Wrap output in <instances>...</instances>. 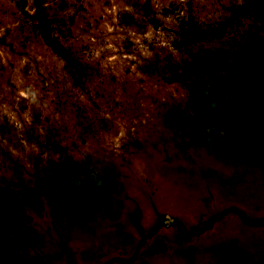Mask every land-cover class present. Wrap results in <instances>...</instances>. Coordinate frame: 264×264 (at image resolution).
Here are the masks:
<instances>
[{
	"label": "rangeland",
	"instance_id": "1",
	"mask_svg": "<svg viewBox=\"0 0 264 264\" xmlns=\"http://www.w3.org/2000/svg\"><path fill=\"white\" fill-rule=\"evenodd\" d=\"M261 63L264 0H0V264H264Z\"/></svg>",
	"mask_w": 264,
	"mask_h": 264
},
{
	"label": "trees",
	"instance_id": "2",
	"mask_svg": "<svg viewBox=\"0 0 264 264\" xmlns=\"http://www.w3.org/2000/svg\"><path fill=\"white\" fill-rule=\"evenodd\" d=\"M232 59L233 61H239L238 66H242L246 68V66L243 63H240L241 58L234 57ZM261 67L264 68L263 63H261L260 67L258 68V74L260 73V77L264 78L263 75L264 71L262 70L261 72ZM256 74L254 71H250L248 68H246V70L241 68L240 70H238V74L235 75L236 81H234V79H230V77L227 78L223 77L224 85H226V88L224 89L225 97L223 96L224 98L222 99L220 98L217 101H221V103L224 104L225 108H227L228 106L232 108L243 106L244 105L242 104L243 101L240 100L247 98L246 92L243 89L245 83H247L246 85H248L250 91H253L251 89L257 90L260 88L259 83L255 81ZM237 81L239 82L238 84H236ZM237 85L239 86L237 87ZM206 111H207V107H205L202 112H206ZM188 123L189 122H187V124L183 123V120H181L182 125L180 126V121L178 123L174 121L173 123L168 124V129L172 131H179L181 137L185 136L186 138H191L192 140H194L192 141L193 143L195 142L200 143L201 141L203 142V140H207V137L202 133L200 134L193 133L196 136L194 135L191 136L189 132H192L193 126ZM198 129L199 128L196 127V129H194L193 131H196ZM103 192L104 191L101 188H98L96 186L89 188V190L85 188L83 190V194L76 192L72 193L71 191H67L63 195V197H58L55 206L60 207L63 214L64 213L67 214L69 212L68 207L69 205H71V207L73 208V214H75V216L73 215V221L86 219L95 215H102L104 213L107 214L109 211L107 204L110 201V197L108 195L106 196L105 193L103 194ZM116 193L118 194L120 192L117 191L115 192V194ZM69 195L72 197L73 201L70 200L71 198L69 197ZM8 209L9 206L7 204V199H3V204L0 212L5 213L8 211Z\"/></svg>",
	"mask_w": 264,
	"mask_h": 264
},
{
	"label": "crops",
	"instance_id": "3",
	"mask_svg": "<svg viewBox=\"0 0 264 264\" xmlns=\"http://www.w3.org/2000/svg\"><path fill=\"white\" fill-rule=\"evenodd\" d=\"M264 89L260 90V92H264ZM255 121L260 124L263 128V136H264V103L258 104L255 106ZM249 134H247V138L251 139V142H253L254 138L258 137L257 131L254 129L248 130ZM33 242V241H32ZM29 240H24V243H32ZM33 254V253H32Z\"/></svg>",
	"mask_w": 264,
	"mask_h": 264
}]
</instances>
